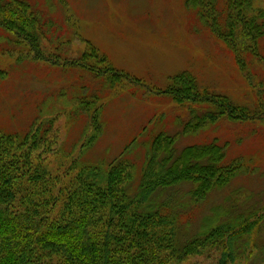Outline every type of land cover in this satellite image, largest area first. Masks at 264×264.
<instances>
[{"label":"trees","instance_id":"obj_1","mask_svg":"<svg viewBox=\"0 0 264 264\" xmlns=\"http://www.w3.org/2000/svg\"><path fill=\"white\" fill-rule=\"evenodd\" d=\"M256 1L228 0L223 17L217 0H193L206 11L212 31L233 51L251 85L253 64L264 65V5ZM47 16L29 0H0V29L13 35L16 48L27 49L32 59L90 71L111 86L132 81L112 64L97 68L107 59L96 49L75 59L44 50L46 27L53 25ZM162 92L188 104L189 119L182 121L181 132H159L140 166L129 155L133 139L109 163L80 165L76 160L54 171L48 159L54 150L52 120L34 121L24 132L0 129V264H174L211 250L220 253L218 264H235L244 252L245 234L261 231L264 214L258 216L264 207L218 205L190 233L168 195L186 185L193 201L204 200L227 186L244 165L241 159L229 160L227 147L216 139L179 148L180 135L222 119L263 122L264 104L253 111L202 86L189 71L176 75ZM87 104L81 108L89 114L93 133L87 142L92 144L102 130V105L92 109ZM258 249L247 258L253 255L264 263V245Z\"/></svg>","mask_w":264,"mask_h":264},{"label":"rangeland","instance_id":"obj_2","mask_svg":"<svg viewBox=\"0 0 264 264\" xmlns=\"http://www.w3.org/2000/svg\"><path fill=\"white\" fill-rule=\"evenodd\" d=\"M29 1L53 21L41 42L44 50L61 54V59H75L96 49L106 63L90 58L88 62L102 69L112 64L132 80L111 86L90 71L34 60L27 49L16 48L13 35L0 29V129L24 132L34 121L48 124L52 120L55 151L48 159L54 171L72 167L76 160L80 165L109 163L133 139L137 141L129 155L140 166L145 148L159 132H181L182 121L189 119L188 104L176 103L162 92L183 71L253 111L264 104V93L259 94L264 91V65L253 64L251 85L233 51L212 31L203 16L206 11L193 0ZM217 2L223 17L227 16L228 0ZM256 5L263 6L264 0ZM262 46L264 52V41ZM87 103L92 109L102 105V130L92 144L87 142L93 133L89 114L81 108ZM215 139L227 147L229 160L241 159L244 165L227 186L198 202L188 194L189 186L171 189L173 196L168 197H173L190 233L218 205L235 203L242 210L264 207V121L222 119L180 135L178 146ZM263 214L264 210L258 218ZM260 228L245 234L244 252L235 264H264L253 258L258 245H264V221ZM250 251L253 255L248 259ZM219 257V252L211 250L174 264H218Z\"/></svg>","mask_w":264,"mask_h":264}]
</instances>
